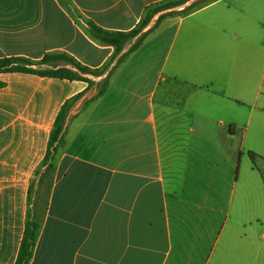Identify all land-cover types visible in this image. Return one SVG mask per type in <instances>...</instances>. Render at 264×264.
Here are the masks:
<instances>
[{"label":"crops","instance_id":"1","mask_svg":"<svg viewBox=\"0 0 264 264\" xmlns=\"http://www.w3.org/2000/svg\"><path fill=\"white\" fill-rule=\"evenodd\" d=\"M170 1L0 0V59L68 55L101 69L115 48L85 21L130 32ZM195 1L153 14L142 33L172 13L160 23L174 29L168 50L165 31L156 47L151 32L96 100L84 81L0 74V264H16L28 212L41 226L29 264H253L264 190L251 183L244 100L264 47V0L182 12ZM254 78L261 88L264 70ZM65 105L54 172L36 181L47 193L41 216L39 186L30 202L29 187ZM259 118L264 159V110Z\"/></svg>","mask_w":264,"mask_h":264},{"label":"trees","instance_id":"2","mask_svg":"<svg viewBox=\"0 0 264 264\" xmlns=\"http://www.w3.org/2000/svg\"><path fill=\"white\" fill-rule=\"evenodd\" d=\"M189 1L190 0H173L159 5L153 8L151 11L149 10V13H147L146 17L139 24V26L130 32H110L99 27L92 21H85L84 24L94 40L101 44L113 46L115 48V53L109 62L101 69H91L86 67L68 55H46L40 62H34L30 59L22 57L2 58L0 59V74L27 73L60 80L84 81L88 84L85 94L91 92L95 86L97 87V93L92 97V100H96L103 96L107 91L109 80L118 66L129 56V54L139 49L147 36L158 28L166 16H170L172 13L161 16L149 31L142 33L144 28L149 24L153 14L181 6L182 4ZM207 1L209 0H196L182 12L189 13ZM129 44L132 45L126 50V47ZM51 60L64 61L69 67H59L52 69L45 68L44 65L49 63ZM100 77H102V80L96 82L97 78ZM66 116L67 106L65 105L62 111L59 113L53 126L47 152L43 162L39 169L35 171L34 175L36 180L33 176V181L30 184L29 202L32 200L31 196L35 188V182L39 180V183H43L45 180H47V178L50 179V177H52V172H54L55 168L53 161L65 136ZM250 156L253 158L254 153H250ZM27 216L23 240L19 249L16 264L30 263L41 227L37 221L33 220L30 212H28Z\"/></svg>","mask_w":264,"mask_h":264},{"label":"rangeland","instance_id":"3","mask_svg":"<svg viewBox=\"0 0 264 264\" xmlns=\"http://www.w3.org/2000/svg\"><path fill=\"white\" fill-rule=\"evenodd\" d=\"M186 6V5H184ZM179 13V12H176ZM253 30L249 31L248 33L245 34L246 38H249V41H257L255 38V31H254V25H252ZM165 31L163 38L168 40L167 42H163L161 43V46L159 47L161 50L164 47V52L168 50L169 44L171 41H169V39L173 38L174 35V29L172 30V28H170L169 25L165 24V26L163 28H161V25L157 28V30H155L154 34H153V39H152V43L153 45L158 44L157 40H156V35L160 36V40L162 38L161 33L162 31ZM168 43V45H167ZM150 47V46H149ZM154 47V46H153ZM166 47V49H165ZM152 48V46L150 47ZM261 53L258 54L257 58H255L254 54L252 55V66H253V70H252V78H251V85L250 88H248V91L246 92H250L249 95H247L245 97L244 100V107L246 110V113H249L251 111L252 113V121H251V126L249 128L248 134H247V138H246V148H252V153H254L253 158L250 157V163H251V172L253 175V178H251L252 180V187L255 188V186L257 184L261 185V189L264 190V159L262 158V155L260 153V144H259V133H260V118L259 115L260 113L263 112L264 110V81L262 84L261 88H258V86L256 85V83H254V76H255V72L256 69L258 68V74L261 75L263 70H264V47H262ZM163 53V52H162ZM161 55V53H160ZM155 60H159L158 57V53L157 50H155ZM261 57V58H260ZM261 63L259 65L258 63V67L256 69H254L256 65L257 61H260ZM247 153V152H246ZM248 156V153H247ZM34 179H35V175H34ZM36 180V179H35ZM48 178H47V182H48ZM47 185V184H46ZM35 186H39V183L35 182ZM41 187V188H40ZM48 186H46L47 189ZM38 189H40V197H38V208L40 209V213L41 216L43 214V210L45 208V202H46V195L47 193L42 191L43 190V186H39ZM35 191V190H34ZM34 195V194H33ZM34 197V196H33ZM37 198V197H36ZM257 218H259L258 223L256 224L255 222H253V230H255L257 232V237L255 239L254 242H256L259 245V249L260 252L258 254V256L255 258V256L253 255V264H264V240L263 235H264V216L260 215V213L258 215ZM255 216H253V220L255 219ZM42 218V217H41ZM255 260V261H254Z\"/></svg>","mask_w":264,"mask_h":264}]
</instances>
